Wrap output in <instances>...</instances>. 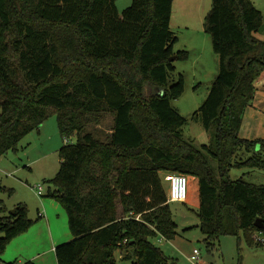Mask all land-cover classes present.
Wrapping results in <instances>:
<instances>
[{
  "label": "trees",
  "instance_id": "obj_1",
  "mask_svg": "<svg viewBox=\"0 0 264 264\" xmlns=\"http://www.w3.org/2000/svg\"><path fill=\"white\" fill-rule=\"evenodd\" d=\"M172 5L131 0L120 16L115 0H0V156L56 116L63 144L47 195L64 207L72 236L55 246L57 264H117V251L131 264H174L153 242L177 234L161 185L167 172L197 179L196 214L207 247L240 232L260 244L252 235L264 231L254 225L264 221V183L228 172L264 166V138L239 135L264 71V39L255 35L264 14L251 0H211L204 30L219 68L195 112L210 140L196 147L182 136L186 119L171 105L184 80L178 74L169 84L170 57L189 56L173 48ZM107 116L103 137L87 130ZM12 209L0 198V260L34 221L23 202Z\"/></svg>",
  "mask_w": 264,
  "mask_h": 264
},
{
  "label": "rangeland",
  "instance_id": "obj_2",
  "mask_svg": "<svg viewBox=\"0 0 264 264\" xmlns=\"http://www.w3.org/2000/svg\"><path fill=\"white\" fill-rule=\"evenodd\" d=\"M251 1L264 14V0ZM130 3L131 0H115L120 16ZM210 6L211 0H174L170 18V29L177 36L174 50H187L189 53L186 60H174L175 71L169 72V84L177 81L178 74H181L184 80L182 94L171 100V105L186 119L180 130L182 136L196 147L210 140V132L205 130L195 112L205 99L219 68L218 54L213 51L211 38L204 30V16ZM255 35L264 39V24ZM110 127L111 119L107 116L104 123L90 125L87 130H98L103 137ZM62 144L56 116L51 114L37 129L25 134L16 149H10L0 156V181L5 186V189L0 191V198L11 209L18 202H23L28 208L29 218L34 220L32 224L39 218L37 211H44V202L47 204L48 200L56 204L62 212L61 228L68 232L66 237L70 239L71 233L64 207L57 199L47 195L48 190L54 188L50 179L59 168L58 149ZM259 151V155L264 159V147ZM210 162L215 166L214 160ZM185 175L188 178L189 201L169 202L172 217L177 224V234L172 239L157 236L153 239L154 244L171 257L174 264H189L187 257L194 248L200 252L199 264H264V231L254 232L252 235L254 241L260 244L248 243L243 232H240L239 238L222 235L213 247H207L196 214L199 203L197 179ZM163 176L161 174V185L167 196L168 181L164 180ZM228 177H242L253 183H264V166L231 167ZM38 185L43 188L42 196L36 192ZM255 234L262 242L255 239ZM122 256L118 251L115 253L117 264H131L130 258Z\"/></svg>",
  "mask_w": 264,
  "mask_h": 264
},
{
  "label": "crops",
  "instance_id": "obj_3",
  "mask_svg": "<svg viewBox=\"0 0 264 264\" xmlns=\"http://www.w3.org/2000/svg\"><path fill=\"white\" fill-rule=\"evenodd\" d=\"M239 135L247 139L264 138V71L256 80V90L251 104L243 112ZM258 149L259 145L256 146V150ZM43 210L37 211L39 218L34 224L8 242L1 255L0 263L8 264L12 261L22 263L31 259L38 264H57L55 246L70 240L72 236L67 239L68 232L62 230L64 229L61 228L62 219L60 220L62 212L56 204L47 200V204L44 202Z\"/></svg>",
  "mask_w": 264,
  "mask_h": 264
},
{
  "label": "built area",
  "instance_id": "obj_4",
  "mask_svg": "<svg viewBox=\"0 0 264 264\" xmlns=\"http://www.w3.org/2000/svg\"><path fill=\"white\" fill-rule=\"evenodd\" d=\"M163 178L168 181L167 201L187 202L189 197L187 176L182 173L167 172L164 174ZM36 192L38 195L42 194L41 185L36 186ZM256 236L255 239L262 242V239H260L258 235ZM199 255V250L194 248L187 258L189 264H199Z\"/></svg>",
  "mask_w": 264,
  "mask_h": 264
},
{
  "label": "water",
  "instance_id": "obj_5",
  "mask_svg": "<svg viewBox=\"0 0 264 264\" xmlns=\"http://www.w3.org/2000/svg\"><path fill=\"white\" fill-rule=\"evenodd\" d=\"M170 60H175V56L170 57ZM10 211H13V209H11ZM254 225L258 228H262L264 227V221H262L261 218H256V220L254 221Z\"/></svg>",
  "mask_w": 264,
  "mask_h": 264
}]
</instances>
